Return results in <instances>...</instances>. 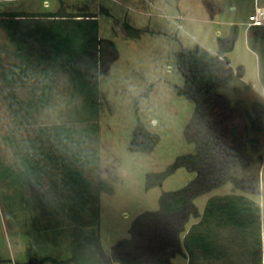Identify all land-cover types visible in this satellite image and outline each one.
<instances>
[{"label":"rangeland","instance_id":"rangeland-1","mask_svg":"<svg viewBox=\"0 0 264 264\" xmlns=\"http://www.w3.org/2000/svg\"><path fill=\"white\" fill-rule=\"evenodd\" d=\"M255 4V0H0V12L96 13L100 36L112 39L117 48L111 68L102 69L99 76L101 103L96 117L74 90L70 71L54 62L33 67L23 63L16 42L0 27V160L12 167L14 175L21 170L31 173L36 164L42 174L41 184L25 186L0 179V264H17L34 255L68 258L76 226L85 232L97 228L104 250L111 254L118 239L130 237L138 214L157 209L165 190L185 186L196 176V171L181 165L162 183L146 186L147 172L165 170L180 155L196 150L186 132L195 103L176 90L175 85H184L185 79L175 50L196 41L217 47L218 36L231 34V23L241 25L234 47L227 52L236 73L219 90L238 107L236 129L249 124L246 110L255 100L264 101V27L247 24ZM257 4L264 5V0ZM217 7L221 11L211 19ZM35 18L29 15L26 22ZM239 65L244 66L243 75ZM9 70L14 71L11 83L6 82ZM247 84L252 89H246ZM139 121L159 135L151 150L129 148ZM256 134L261 149L264 132ZM262 153L258 160V153L252 152L250 164L233 172L258 175L264 222V149ZM70 169L90 180L88 189L70 180ZM99 175L113 184V192L98 190ZM27 176L31 180L28 174L23 179L27 181ZM232 191L233 183L227 182L204 194ZM79 197L84 198L81 204L76 203ZM98 207L99 219L89 215ZM214 232L223 235L219 240L223 248L235 249L239 257L250 244L247 228L224 231L216 226ZM172 260L185 264L180 255Z\"/></svg>","mask_w":264,"mask_h":264},{"label":"trees","instance_id":"trees-1","mask_svg":"<svg viewBox=\"0 0 264 264\" xmlns=\"http://www.w3.org/2000/svg\"><path fill=\"white\" fill-rule=\"evenodd\" d=\"M29 15L36 18L26 22ZM125 25L131 26L128 23ZM0 27L16 42V54L23 63L33 67L54 62L62 70L70 71L74 90L86 99L94 116L99 117V76L102 69L108 71L117 56V48L112 39L100 36L98 14L83 11L67 16L57 11L33 14L4 11L0 12ZM238 33L239 24L233 23L228 37L218 36L216 53L198 41L192 46L176 49L174 53L177 67L185 79L184 85H175L176 90L195 103L186 132L188 138L195 142L196 150L180 155L165 170L147 172L146 186L149 188L162 183L181 165L196 171V176L185 186L165 190L157 209H147L138 214L131 224L130 237L118 239L113 244L111 254L104 250L97 228L85 232L76 226L70 257L60 259L52 254L34 255L17 264H177L172 257L186 255V251L190 255L189 264H197L193 260L197 248L205 255L215 254L214 228L222 223L233 224L241 230L251 227V234L246 237L252 244L249 250L251 256L246 263H261V204L247 194L261 193L260 179L257 174L239 176L233 170L239 165L248 166L252 152L258 153V160L263 159L264 145L259 149L260 136L256 132H264V101L257 99L252 108L246 110L249 124L239 131L234 125L235 109L238 107L231 103L228 94L219 90L234 76L235 70L227 52L234 47ZM107 45L111 50L109 54L105 50ZM238 71L243 75L244 66L239 65ZM13 77L14 71L9 70L6 82L11 83ZM246 89H252L251 84H247ZM234 90L239 91V87L235 86ZM85 130L89 132L88 128ZM158 140L159 135L139 121L129 148L151 150ZM0 165V179L19 181L23 186L42 182L37 164L31 173L28 170L24 172L31 177L30 180L27 176V181L23 179V170L14 175L12 167L1 160ZM69 172L72 182L83 189L89 188L90 180L81 171L70 169ZM227 182L233 183V192L211 196L201 213L196 198ZM97 187L99 191L114 190L113 184L101 175L97 178ZM236 189L244 192H236ZM83 199L79 197L76 203H83ZM98 211L99 207L96 213L89 215L99 219ZM192 216H201V219L187 230ZM234 263L231 261L230 264Z\"/></svg>","mask_w":264,"mask_h":264},{"label":"crops","instance_id":"crops-1","mask_svg":"<svg viewBox=\"0 0 264 264\" xmlns=\"http://www.w3.org/2000/svg\"><path fill=\"white\" fill-rule=\"evenodd\" d=\"M255 2H256V6L258 5L257 4V0H255ZM125 3V2H124ZM125 5H127L128 6V4H125ZM134 10H136V11H140V12H142V13H146V11L145 10H143V9H141L140 7H133L132 5H130ZM218 9H217V13H215L214 14V16H212L211 17V19L212 18H214V17H216L217 15H219V12L221 11V7H217ZM99 17V16H98ZM100 18V17H99ZM231 25H232V23H231ZM255 28H263L264 27V25L263 26H254ZM240 28H241V25L239 24V30H240ZM244 30H246V29H244ZM202 44V43H201ZM204 45V44H203ZM205 46V45H204ZM217 47H213V46H206L210 51H212V52H214V53H216L217 52V49H218V44L216 45ZM228 54V53H227ZM111 65L112 64H110V68H111ZM229 188L232 190V186H229ZM238 190H240V189H238ZM233 192V191H232ZM236 192H240V191H236ZM244 192V191H243ZM250 197H252V198H254V199H256L257 201H259V199H258V195H255V194H252V193H247ZM205 195H207L206 197H205ZM214 195H222V193H218V192H213V194L211 193V194H204V195H202V196H200V197H197L196 198V200H195V202L197 203V205L199 206V208H200V212L201 213H203V211H204V208H205V206H206V204H207V201H208V199L211 197V196H214ZM225 195V194H224ZM199 218V219H198ZM201 219V216H198V217H195V216H192L191 218H190V221L188 222V224H187V230H189L190 228H191V226L193 225V224H196L197 222H199V220ZM216 226H220L221 228H224V231H226V230H228L229 231V229H231L233 226H235V225H233V224H221V225H215V227ZM261 226H262V229H261V231H262V261H261V263H259V264H264V222H263V219H262V222H261ZM238 228V227H237ZM247 229H249V232H248V234L250 233L251 234V227H248ZM214 231H215V228H214ZM246 232V231H245ZM242 233V232H241ZM185 234H186V232H184L183 233V238H184V236H185ZM215 237H217L218 239H216L215 241H216V243H215V254H207V255H205L203 252H202V250L200 249V248H197L196 250H195V252H194V254H193V260L195 261V263H197V264H230L231 263V261H235V263H237L238 261H241L242 262V264H247L246 262H243L246 258H250V256H251V253H250V251L249 250H251V243L249 244V245H247L246 246V248L245 249H243V252H242V257H239V254L238 253H235L236 252V250L235 249H229V248H223L224 246H222V244L221 243H219V240H220V242L223 240L222 239V237H223V235H221V234H218V232H217V234L215 235ZM226 238V237H225ZM227 239H224V242H223V244L225 243V242H227L226 241ZM230 240H232V239H230V238H228V241H230ZM231 244H234V243H231ZM236 245V244H235ZM229 247H231L230 245H229ZM232 248V247H231ZM187 252V254L186 255H183V254H177V255H180V256H182V258L184 259V261H185V264H189V262H190V255H189V253H188V251H186ZM176 255V256H177ZM176 256H174V257H176ZM234 263V264H235Z\"/></svg>","mask_w":264,"mask_h":264},{"label":"built area","instance_id":"built-area-1","mask_svg":"<svg viewBox=\"0 0 264 264\" xmlns=\"http://www.w3.org/2000/svg\"><path fill=\"white\" fill-rule=\"evenodd\" d=\"M247 24L249 26L264 25V5H257L255 9L250 12Z\"/></svg>","mask_w":264,"mask_h":264}]
</instances>
